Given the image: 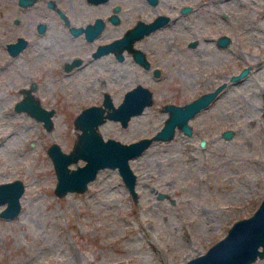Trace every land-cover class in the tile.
I'll use <instances>...</instances> for the list:
<instances>
[{
	"label": "rangeland",
	"instance_id": "1",
	"mask_svg": "<svg viewBox=\"0 0 264 264\" xmlns=\"http://www.w3.org/2000/svg\"><path fill=\"white\" fill-rule=\"evenodd\" d=\"M181 1H191L194 8L179 12ZM138 2L125 0L123 20L108 25L102 37L120 35L136 16L153 12ZM198 2L159 1L157 8L172 18L135 42L145 50L150 68L131 54L122 60L107 54L88 67L64 72L53 60L57 47L79 45L78 37L62 31L56 15L45 31L36 32L29 10L0 0V59L16 34L29 37L14 65L0 71V181L20 177L25 184L20 211L0 215V264H176L204 251L234 219L254 210L264 195V0ZM68 6L75 20L101 10L82 7L74 14L78 2ZM223 33L230 39L218 43ZM31 58L43 59V69L35 72L27 64ZM154 66L160 73H152ZM244 66V75L231 78ZM36 74L33 95L54 109L49 128L26 108L15 107L22 86ZM136 82L150 87L152 102L126 125L107 117L98 125L104 137L129 141L151 135L168 114L165 102H184L224 84L189 118L190 133L176 128L171 138L153 139L130 158L137 173L136 199L110 166L100 168L85 190L58 195L48 144L57 141L70 149L79 131L75 114L101 102L104 90L117 104ZM226 128H232L230 136L223 135ZM83 161L79 157L70 164ZM250 264H264V255Z\"/></svg>",
	"mask_w": 264,
	"mask_h": 264
},
{
	"label": "water",
	"instance_id": "2",
	"mask_svg": "<svg viewBox=\"0 0 264 264\" xmlns=\"http://www.w3.org/2000/svg\"><path fill=\"white\" fill-rule=\"evenodd\" d=\"M23 2L26 1L23 0ZM164 18L165 16L158 15L153 20H138L112 41L102 44V48H97L94 53L98 54L113 48L116 44L118 47L125 44L132 49L137 59L148 64L143 52L133 46V41L159 26ZM102 23V19L98 17L95 23L88 24L87 28L91 26V32L88 35L96 34L102 27ZM74 31L77 30L74 29ZM229 39L230 35L223 33L217 37V42L224 44ZM26 43L27 38L20 35L8 41L6 46L12 54H15ZM247 70L248 67L244 66L237 73H233L231 78H239ZM223 84L219 83L184 102H165L164 108L167 109L168 114L161 127L151 135H143L129 141L114 136L104 137L98 125L107 117L119 119L122 125H126L132 114L142 111L145 105L152 102V90L147 85L138 82L125 90L122 99L117 104L113 102L110 92L104 91L101 102L86 104L75 114L74 125L79 128V131L70 149H62L57 141L48 144L47 152L52 159L56 173L54 191L58 195H63L67 191H83L100 168L110 166L118 169L132 197L136 199L138 195L135 187L137 173L130 164V158L142 152L153 139L171 138L176 128L190 133L192 125L189 118L210 103ZM31 89L32 87L23 89V96L15 102V107L26 108L35 117L42 119L43 124L49 128L52 125L51 115L54 109L42 105ZM232 132V128L222 131L224 136H230ZM79 157L84 159L82 163L70 164L77 161ZM24 187L25 184L20 177L0 181V203L5 202L0 209V215L12 217L20 211V196ZM263 255L264 195L250 214L234 219L227 231L204 251L176 264H250Z\"/></svg>",
	"mask_w": 264,
	"mask_h": 264
},
{
	"label": "flooded vegetation",
	"instance_id": "3",
	"mask_svg": "<svg viewBox=\"0 0 264 264\" xmlns=\"http://www.w3.org/2000/svg\"><path fill=\"white\" fill-rule=\"evenodd\" d=\"M25 1L26 2H23V0H13V2L17 4L19 7H21L22 10H29L31 12L30 14L32 15L33 21H34V24L32 25V29L34 31L40 32V33L45 31L46 28L48 27V24L51 21V18L54 17V15H56L60 19V22H58L57 25L61 28V30L64 31L66 34H68L69 37H72V38L78 37L77 41L81 42L79 45L77 44L71 45V44L64 42V44L61 47H57V51H56L57 53L53 60L54 62H57L58 66L61 67L62 71L69 72L75 68L88 67L91 63H93L95 59L101 58L103 55H107V54H110L111 56L115 57L117 60H122L128 54H131L132 58L135 61H137L140 65H142L143 67L145 68L151 67L150 60L148 59L145 53V50L140 45L138 46L135 45L136 44L135 42L140 40L145 35H149V33L153 32L155 28L153 30L145 32L144 34H142L140 37L136 38L133 41V46L138 47L143 52V55L145 56V59L147 60L148 64L137 59L134 53L132 52V49H129L128 46L125 44H122L121 47H118V45L116 44L113 46V48L102 51L98 54L94 53V51L97 48H102V44L108 43L112 41L113 38L118 36L116 35L114 37L113 36L102 37L108 25L116 24L123 20L124 14H123L122 9L124 7L125 0H76L78 2V6L77 8H74V14L75 13L80 14V12L82 11V7L83 8L86 7V11H89L90 7L96 8L97 6H99L101 9L99 12H93V13L88 14L85 18H82L81 20H75L73 16V9H70L71 6L70 7L68 6V5H72L73 0H69L68 5L64 4V0H25ZM127 1L128 0H126V2ZM159 1L160 0H140V2H138L136 5L138 4L143 5V6L148 5L152 7L154 10L148 17L143 16V15L136 16L135 22L138 20H144V21L153 20L158 15L165 16V18L163 19V22L160 25H163L164 23L169 21L172 18V15L169 13L168 10L161 9L159 7L157 8ZM198 1H202V0H194L195 2L194 4L199 3ZM193 8L194 6L191 1H181L177 5V9L179 12L189 11L190 9H193ZM98 17L102 19V22H103L102 27L96 34H94L93 36H89L88 33L91 32V26L90 28H87V26L88 24L95 23ZM14 21H18V17H15ZM41 25H42V28H41ZM128 27L129 25L126 27L124 32L128 29ZM74 29L77 31H74ZM20 35L25 36L27 38V43H26L27 45L29 42L28 35L16 34L14 39H16ZM58 37L61 38L62 36H58ZM61 39H62L61 41L63 42L64 39L63 38ZM189 44H192V40L189 41ZM26 45L22 49H24ZM65 46L67 48L63 49V47ZM81 46H84V47L89 46V47L86 51H81L79 48ZM22 49H20L15 54H12L7 49L8 55L4 57L3 61L0 59V71L3 69V67L7 65H11V64L14 65L13 58L17 57L21 53ZM42 60L43 59H41V61L39 60L40 61L39 62L38 60L33 59V58L27 59V64L32 65L33 69L36 72L37 69H40V70L43 69ZM43 62L45 61L43 60ZM152 73L153 74L160 73V67L158 66L152 67ZM38 74L28 79L27 83L22 86V89H24L25 87L34 88L38 83V79H39ZM100 79L101 80L99 83L101 85H105L106 79L105 78H100ZM104 91H107V90H104Z\"/></svg>",
	"mask_w": 264,
	"mask_h": 264
},
{
	"label": "bare ground",
	"instance_id": "4",
	"mask_svg": "<svg viewBox=\"0 0 264 264\" xmlns=\"http://www.w3.org/2000/svg\"><path fill=\"white\" fill-rule=\"evenodd\" d=\"M259 3V2H258ZM260 4V3H259ZM263 15H264V12H263ZM253 21H254V19H253ZM258 24V23H257ZM252 25V24H251ZM254 25V24H253ZM257 27H258V25H257ZM262 27V26H261ZM258 30H260V29H258ZM262 31V30H261ZM257 62H260V60H257ZM259 66V65H258ZM9 109H11V107L9 108ZM8 111V110H7ZM11 110H9V112H10ZM3 113V112H2ZM5 113V112H4ZM10 118V117H9ZM8 118V119H9ZM3 123V122H2ZM8 134V133H7ZM13 136V135H12ZM14 138V137H13ZM12 139V138H11ZM15 140V139H14ZM9 141V140H8ZM11 141V140H10ZM12 143V142H11ZM12 146V145H11ZM14 150V149H13ZM13 152V151H12Z\"/></svg>",
	"mask_w": 264,
	"mask_h": 264
}]
</instances>
